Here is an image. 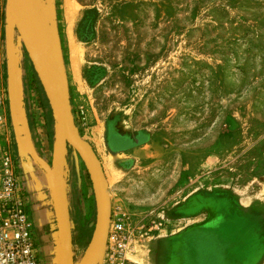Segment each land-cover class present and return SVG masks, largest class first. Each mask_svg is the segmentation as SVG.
<instances>
[{
	"label": "rangeland",
	"instance_id": "374dc122",
	"mask_svg": "<svg viewBox=\"0 0 264 264\" xmlns=\"http://www.w3.org/2000/svg\"><path fill=\"white\" fill-rule=\"evenodd\" d=\"M37 1L58 29L74 121L107 182L111 226L103 263L114 257L150 264L157 256L165 264L171 239L209 214L191 215L192 192L209 209L224 197L264 223V0ZM45 94L8 0H0V147L15 160L40 264H59L57 219L37 225L18 167L17 139L27 131L54 147L57 123ZM65 179L77 264L97 206L72 146Z\"/></svg>",
	"mask_w": 264,
	"mask_h": 264
},
{
	"label": "water",
	"instance_id": "95a60500",
	"mask_svg": "<svg viewBox=\"0 0 264 264\" xmlns=\"http://www.w3.org/2000/svg\"><path fill=\"white\" fill-rule=\"evenodd\" d=\"M8 7L57 123L50 185L59 232V264H75L65 179L69 146L76 149L85 163L97 206L96 226L91 242L77 264H100L111 220L110 196L101 164L91 144L80 135L74 121L58 29L51 15L47 18L43 16L37 0H8Z\"/></svg>",
	"mask_w": 264,
	"mask_h": 264
},
{
	"label": "crops",
	"instance_id": "0c3cea01",
	"mask_svg": "<svg viewBox=\"0 0 264 264\" xmlns=\"http://www.w3.org/2000/svg\"><path fill=\"white\" fill-rule=\"evenodd\" d=\"M31 133L27 131V135L25 133L17 139L18 167L28 211L32 208L36 212L37 225L42 226L46 221L53 223L56 219L50 185L53 147L48 138L43 137L40 142L39 136L33 137ZM100 145L98 141V147L103 151ZM189 196L187 205H190L192 216L203 209L209 214L204 223L188 227L185 229L187 232L181 233L173 242L171 239L165 247V264L264 263V223L261 216L255 217L246 209L230 205L229 199L224 197L214 198L209 209L201 203L200 195L192 192ZM212 208L217 209V215L212 213ZM197 219L198 216L193 221ZM247 228L250 229L248 235L245 234ZM152 261L150 264H160L157 256Z\"/></svg>",
	"mask_w": 264,
	"mask_h": 264
},
{
	"label": "built area",
	"instance_id": "2783aa9c",
	"mask_svg": "<svg viewBox=\"0 0 264 264\" xmlns=\"http://www.w3.org/2000/svg\"><path fill=\"white\" fill-rule=\"evenodd\" d=\"M0 264H40L32 240V219L24 209L20 195L15 160L1 147ZM103 264L118 263L112 257L109 263L104 261Z\"/></svg>",
	"mask_w": 264,
	"mask_h": 264
},
{
	"label": "bare ground",
	"instance_id": "6f19581e",
	"mask_svg": "<svg viewBox=\"0 0 264 264\" xmlns=\"http://www.w3.org/2000/svg\"><path fill=\"white\" fill-rule=\"evenodd\" d=\"M67 2H68V0H67ZM71 21V20H70ZM70 23V22H69ZM71 24V23H70ZM70 28V27H69ZM68 30V29H67ZM71 31V30H70ZM70 31H69V33H70ZM67 32V31H66ZM71 34V33H70ZM70 34H68V35H70ZM68 37V36H67ZM67 39V42H69L68 41V38H66ZM69 45V44H68ZM70 58H69V67H70V69L72 70V72H73V74H74V76L75 77H77V67H78V62H77V59H76V55H75V53H77V52H75V47H71L70 46ZM65 64V63H64ZM65 71H66V68H65ZM67 74V73H66ZM111 221V220H110ZM110 224H109V228H110ZM108 233H109V230H108ZM107 240H108V235H107ZM107 246V245H106ZM105 254V253H104ZM103 260H104V255H103V257H102V259H101V262H100V264H102L103 263Z\"/></svg>",
	"mask_w": 264,
	"mask_h": 264
},
{
	"label": "trees",
	"instance_id": "16d2710c",
	"mask_svg": "<svg viewBox=\"0 0 264 264\" xmlns=\"http://www.w3.org/2000/svg\"><path fill=\"white\" fill-rule=\"evenodd\" d=\"M46 95V94H45ZM47 100H48V98H47Z\"/></svg>",
	"mask_w": 264,
	"mask_h": 264
}]
</instances>
